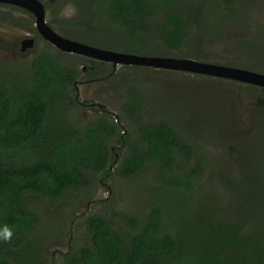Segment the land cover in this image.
<instances>
[{
    "label": "trees",
    "instance_id": "1",
    "mask_svg": "<svg viewBox=\"0 0 264 264\" xmlns=\"http://www.w3.org/2000/svg\"><path fill=\"white\" fill-rule=\"evenodd\" d=\"M216 1L227 15L216 14L214 0H45L44 5L56 32L84 44L264 73L258 35L234 41L229 51L248 60L240 64L188 47L196 31L202 36L218 31L209 15L237 24L245 11L237 0ZM70 4L74 13L65 16ZM35 40L44 41L37 33ZM87 60L92 67L82 71ZM99 67L110 69L102 74ZM22 69L0 67V229L7 225L14 233L10 243L0 241V264L42 263V240L32 238L41 218L27 195L58 200L110 175L131 180L147 164L154 166L153 203L126 216L113 209L88 213L81 223L88 241L53 264H264V117L256 129L261 138L223 143L215 133L206 140L224 151L230 172L176 120L155 107L148 117L149 102L137 82L124 71L114 73L108 63L42 49ZM219 80L264 102V88ZM97 81H117L124 101L114 117L96 104V116L85 119L82 109L93 106L78 100L75 87Z\"/></svg>",
    "mask_w": 264,
    "mask_h": 264
},
{
    "label": "rangeland",
    "instance_id": "2",
    "mask_svg": "<svg viewBox=\"0 0 264 264\" xmlns=\"http://www.w3.org/2000/svg\"><path fill=\"white\" fill-rule=\"evenodd\" d=\"M240 4L243 5L245 11L241 13L237 24H232L229 20L226 23H221L219 17L209 15L210 24L218 31L205 32L202 36L194 30L195 37H192L188 47L196 46L200 52L198 55L201 56H208L209 53L213 57L216 54L218 58L215 60L219 62L226 59V61L240 64V62L248 60L236 50L229 51L235 44L234 41L242 40L249 35L250 37L258 35L260 44L256 50L262 52L264 50V0H247L245 2L237 0L238 8L241 7ZM214 6L219 9L216 14L220 12L228 14V9H221L223 6L221 2L218 3L214 0ZM4 12H8L13 18L20 19L15 21V24L0 25V67L23 66L24 69L26 63L38 51L42 49L55 50L46 41H40L37 42L34 50L18 54L15 43L24 37L33 36L35 34L34 24L29 20L24 21L25 16L21 13L10 9H6ZM73 13L74 7L71 4L63 11L65 16H71ZM46 20L49 22L48 14ZM165 55L172 56L170 53H165ZM88 65L92 67L91 62ZM83 66L86 64L81 67ZM109 69L99 67L102 74H105ZM28 71L26 69L25 75L29 74ZM122 71L128 74L129 79L137 82L143 91L149 102L148 117L153 116L155 107L172 121L176 120L192 133L191 136L205 148V153L210 159H214L217 164H222L223 167L230 169V172L233 171V167L224 151L206 144V140L209 141V136L216 133L217 139L223 143L229 140L248 141L262 137V131H256V129L259 127L260 119L264 117V102L250 96V93L245 89L239 91L238 86L231 88L227 84L221 83L220 80L204 79L185 72L162 69L133 71L124 68L123 65H118L113 70L114 73ZM81 78L85 77L81 75ZM117 85V81L81 82L75 88L79 101L104 105L114 117L124 101ZM227 94H231L232 97L230 98ZM98 109L97 105H94L93 108L82 109L83 118L93 119L98 113ZM153 171L154 166L147 164L131 180H121L115 175H110L102 184L94 183L91 187L70 189L64 197L54 201L34 194L27 195L29 207L41 218L40 226L32 236L33 240H42V242L40 241L41 246L38 245L41 247L39 248L41 264L59 262L63 253L88 241V235L81 226L88 213H107L109 209H113L126 216L132 214L131 212L137 214L146 210L153 203L150 195ZM30 254L36 255L34 251H31Z\"/></svg>",
    "mask_w": 264,
    "mask_h": 264
},
{
    "label": "water",
    "instance_id": "3",
    "mask_svg": "<svg viewBox=\"0 0 264 264\" xmlns=\"http://www.w3.org/2000/svg\"><path fill=\"white\" fill-rule=\"evenodd\" d=\"M0 3L18 6L30 12L35 17L34 27L41 38L53 48L63 53L80 55L95 61L110 63L114 67L127 65L185 72L211 78H223L264 88V74L249 69L205 62L194 58L158 55L145 56L117 52L64 37L46 22V11L40 0H0ZM34 45V40L29 38L23 42L22 49L32 48Z\"/></svg>",
    "mask_w": 264,
    "mask_h": 264
},
{
    "label": "flooded vegetation",
    "instance_id": "4",
    "mask_svg": "<svg viewBox=\"0 0 264 264\" xmlns=\"http://www.w3.org/2000/svg\"><path fill=\"white\" fill-rule=\"evenodd\" d=\"M41 1V0H40ZM42 3H43V5H44V1H41ZM44 8H45V5H44ZM6 9H10V10H13L14 12H17V13H21V14H23L24 16H25V20L24 21H26V20H29L30 21V23L32 22V24H34V21H35V17L30 13V12H28L27 10H25V9H23V8H21V7H18V6H14V5H11V4H5V3H0V25L1 24H7V25H11V24H15L16 22L15 21H19V19L20 18H13L12 16H10L9 15V13L8 12H4V10H6ZM45 11H46V9H45ZM19 16H20V14H19ZM46 17H47V12H46ZM5 19H6V22H5ZM8 21V22H7ZM46 22L49 24V22L46 20ZM50 25V24H49ZM51 26V25H50ZM52 27V26H51ZM53 28V27H52ZM54 29V28H53ZM56 31V30H55ZM36 33H37V31H36V29H35V34L33 35V36H29V37H24L23 39H20V40H17V42L15 43V47H16V50H17V52H18V54H24V53H28L29 51H31V50H34V48H35V45H37V41L35 40V36H36ZM38 34V33H37ZM40 36V35H39ZM41 37V36H40ZM259 37V36H258ZM29 38H32L33 40H34V46L32 47V48H26V49H22L23 48V42L25 41V40H27V39H29ZM260 38V37H259ZM42 39V38H41ZM43 40V39H42ZM75 55V54H74ZM76 56H79V57H83V56H80V55H76ZM83 58H86V57H83ZM86 59H88V58H86ZM98 62H100V61H98ZM260 62H262V61H260ZM85 64H86V66H89L88 64L90 63V61H87V62H84ZM102 63H104V62H102ZM213 63V62H212ZM108 64H110V63H108ZM220 64V63H219ZM111 65V68H112V70H114V66L112 65V64H110ZM224 65V64H223ZM86 66L84 67V68H82L81 67V69H82V71H85V68H86ZM228 66V65H227ZM163 70V69H162ZM257 72V71H256ZM259 73H261V72H259ZM264 74V73H263ZM203 76V75H202ZM206 78H207V76H206ZM209 78V77H208ZM214 79H218V81H219V79H223V78H215L214 77ZM225 80H227V79H225ZM230 81H232V80H230ZM233 82H236V81H233ZM239 83V82H238ZM244 84V83H243ZM248 85V84H247ZM253 86V85H252ZM260 88H262V87H260ZM91 104V106H94V105H96V104H92V103H90ZM89 105V104H88ZM97 105H100V104H97ZM101 106V105H100Z\"/></svg>",
    "mask_w": 264,
    "mask_h": 264
},
{
    "label": "clouds",
    "instance_id": "5",
    "mask_svg": "<svg viewBox=\"0 0 264 264\" xmlns=\"http://www.w3.org/2000/svg\"><path fill=\"white\" fill-rule=\"evenodd\" d=\"M13 235L14 233L12 229L7 225L0 229V241L4 243H10L12 241Z\"/></svg>",
    "mask_w": 264,
    "mask_h": 264
}]
</instances>
